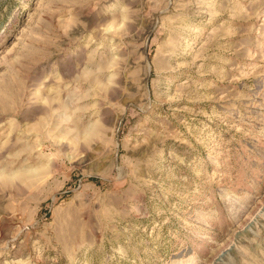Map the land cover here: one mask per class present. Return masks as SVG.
Here are the masks:
<instances>
[{"label":"rangeland","instance_id":"rangeland-1","mask_svg":"<svg viewBox=\"0 0 264 264\" xmlns=\"http://www.w3.org/2000/svg\"><path fill=\"white\" fill-rule=\"evenodd\" d=\"M0 264H264V0H0Z\"/></svg>","mask_w":264,"mask_h":264}]
</instances>
